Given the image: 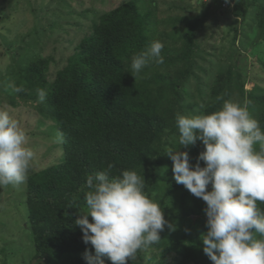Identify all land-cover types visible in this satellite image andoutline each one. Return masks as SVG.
I'll use <instances>...</instances> for the list:
<instances>
[{
	"label": "trees",
	"instance_id": "16d2710c",
	"mask_svg": "<svg viewBox=\"0 0 264 264\" xmlns=\"http://www.w3.org/2000/svg\"><path fill=\"white\" fill-rule=\"evenodd\" d=\"M233 1L232 12L242 21L257 4L255 19L264 35V0ZM216 2L221 8L223 0ZM206 21L205 15H172L162 21L156 0H124L99 16L53 80L50 56H38L12 71L7 86H2L11 106H32L44 121L56 125L64 146L62 161L27 179V229L37 264H60L65 254L75 255L66 260L70 264H87L85 252L95 255L74 222L88 211L87 177L109 165L112 176L125 170L144 176L145 194L160 205L173 225L166 226L161 240L139 250L128 264H213L201 240L207 232L206 204L175 182L172 160L166 154L187 151L195 164L205 150L201 141L181 147L177 114L206 115L220 110L225 101L247 103L264 131V86L254 83L247 89L249 78L240 69L237 55L231 62L218 57L211 72L203 67L202 61L212 55L201 41ZM163 22L173 27L172 33L160 31ZM178 23L185 24V29ZM239 30L234 28L232 43L238 55ZM157 40L164 45V62L152 60L136 74L132 57ZM259 62L264 65L263 60ZM203 74L209 75V81ZM16 87L22 91H14ZM38 90L46 93L43 102ZM254 147L259 151V144ZM200 164L204 166L203 161ZM257 206L264 211V203ZM105 264L112 262L105 258Z\"/></svg>",
	"mask_w": 264,
	"mask_h": 264
},
{
	"label": "clouds",
	"instance_id": "9594fccd",
	"mask_svg": "<svg viewBox=\"0 0 264 264\" xmlns=\"http://www.w3.org/2000/svg\"><path fill=\"white\" fill-rule=\"evenodd\" d=\"M163 47L162 42L153 41L134 55V72L139 74L152 60L162 64ZM37 94L41 102L46 99L43 90ZM176 124L181 147L201 141L205 148L195 164L187 151L166 153L175 182L206 204L203 252L213 264H264V211L257 206L264 203V131L259 121L247 103L225 101L210 114H177ZM25 144L24 130L7 110L0 109V187L26 183L34 152ZM111 169L109 165L87 177L88 211L80 212L74 222L83 242L95 250L94 256L85 252L87 264H105V258L112 264H128L139 250L158 243L166 226L173 227L160 205L145 194L144 176L129 170L112 176Z\"/></svg>",
	"mask_w": 264,
	"mask_h": 264
},
{
	"label": "rangeland",
	"instance_id": "374dc122",
	"mask_svg": "<svg viewBox=\"0 0 264 264\" xmlns=\"http://www.w3.org/2000/svg\"><path fill=\"white\" fill-rule=\"evenodd\" d=\"M122 1L0 0V109L7 110L18 122L26 134L25 146L34 152L28 177L62 161L63 142L56 125L44 121L32 106H11L2 86H7L14 69L28 65L38 56L54 59L49 70V78L53 80L81 39L91 32L99 16ZM156 1L162 21L172 15L207 17L200 35L204 48L212 55L202 61L203 67L211 72V64L218 63V57L231 62L238 56L240 69L249 78L247 89H251L254 83L264 86V65L259 62V59L264 61V35L255 19L259 10L257 4L251 6L247 20L242 21L232 12L233 0H223L221 8L216 0ZM178 26L185 29L183 23ZM235 27L240 29L236 43V49H241L240 55L236 54L232 44ZM160 31L170 34L173 27L163 22ZM203 76L209 81V75ZM26 185L27 181L19 186L0 187V264H37L33 261V238L27 229ZM74 258V254H65L60 264H70L66 260Z\"/></svg>",
	"mask_w": 264,
	"mask_h": 264
}]
</instances>
